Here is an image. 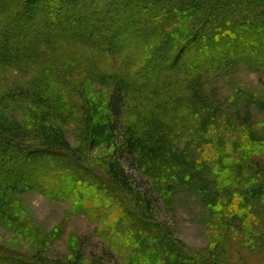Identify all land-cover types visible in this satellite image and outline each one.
<instances>
[{"label":"trees","instance_id":"16d2710c","mask_svg":"<svg viewBox=\"0 0 264 264\" xmlns=\"http://www.w3.org/2000/svg\"><path fill=\"white\" fill-rule=\"evenodd\" d=\"M12 19L20 25L10 29ZM0 24L8 28H0V70L14 72L21 79L15 89L26 99L21 96V100L28 101V107L21 105L26 114L34 115L33 110H37L40 115L31 128L14 118H0V207L6 204L4 200H18L16 196L25 192H39L61 201L74 195V212L91 221L109 218L110 226L116 228L108 241L112 249L121 253V247H127L155 264H222L225 259L218 253L225 243L226 248L231 246L229 239L240 231L244 232L242 239L248 241L236 242L264 251V222L259 218L264 212V135H256L252 124L242 122L240 127L236 121L239 125L232 127L235 139L224 132L222 142H218L219 137L211 134L217 123L226 120L219 113L216 121L205 122L208 131L203 136L205 142L199 141L204 142L201 154L188 143L182 147L175 144L198 119L194 104L213 102L207 92L210 85L205 89L204 83H210L215 75H227L242 63L264 72V0H14L11 5L0 2ZM58 40L60 44L95 49L114 61L120 58L117 67L101 77L100 87L108 91L102 102L90 107L85 104L82 110L68 101L55 80H47L45 73L38 71L37 65L43 63L42 46ZM137 47L147 53L143 58L132 55ZM136 63L140 67L131 72L130 65ZM155 70L164 72L163 77H154ZM181 78L185 80L182 90L178 87ZM161 83L164 87L156 88ZM134 93L144 95L147 106L153 99L158 102L129 119V100H141ZM247 103L264 110V102L257 99ZM179 114L172 127L166 123L170 115L175 119ZM76 119L83 122L81 128L87 130L90 146L98 141L99 145L110 143L119 148L104 176L82 171L85 165L81 156L75 154L61 130L63 123ZM124 151L139 168L177 158L188 163V168L210 162L214 169L232 172L233 179L250 181L241 182L239 189L216 183L209 205L217 235L198 254L176 240L150 213L148 199H143L139 209L130 204L124 192L131 189V182L119 160ZM78 168L82 172L75 176ZM81 177L82 183L78 181ZM71 181L76 186L89 181L92 188L85 185L75 190L69 185ZM126 215L132 219L128 227L140 233H122ZM218 234H225L224 243ZM0 262L60 264L25 262L6 253H0Z\"/></svg>","mask_w":264,"mask_h":264},{"label":"rangeland","instance_id":"374dc122","mask_svg":"<svg viewBox=\"0 0 264 264\" xmlns=\"http://www.w3.org/2000/svg\"><path fill=\"white\" fill-rule=\"evenodd\" d=\"M0 2L11 5L14 0H1ZM16 25L20 24L14 19L10 20V24L8 23L10 29ZM0 28L8 29L5 24L2 26L0 24ZM41 51L43 63L37 65L38 71L45 73L47 80H55L58 87L67 94L68 101L73 105L75 104L77 107L79 105L78 108L84 110L86 105L87 107L94 106L99 100L102 102V97L108 95L107 89L103 86L100 87L102 84L101 77H103L104 72L111 71L112 67L116 68L118 65L116 61L119 63L120 58L114 61L115 59L111 56L101 55L95 49L91 50L72 44H60L59 40L46 46L43 45ZM133 52H131L133 56L141 58L147 54L138 50V47L134 48ZM244 64L233 68L227 75H215L211 78L210 83H204L205 89L207 84L210 85L209 90H211L207 92L209 93L208 96H213L211 97L213 102L207 105L204 103L194 104V108L198 109L197 112L194 111V116L198 119L196 118L197 121H194L189 126L190 128L178 136L179 140L175 142L176 145L182 147L184 142L188 143L191 149L196 150V154H201V146L205 142L203 136L208 131L204 125L208 121H216L219 113L226 120L220 124L217 123L215 125L217 129L211 134L219 137L218 142H222L224 132H227L228 138L235 139L232 127L238 124L236 121H240V127H242V122L252 124L256 135H264V110L249 106L247 103L248 99L264 102V72ZM130 66L132 72L136 67H140V64L136 63ZM162 74L164 72L154 71V77H163ZM140 80L142 82L144 79L141 77ZM20 82L21 79L14 72L0 70V112L3 113L0 118H5L8 121L14 118L15 121L27 124L31 128L34 126L33 120H39L40 115L37 116V110H33L36 111L34 115L26 114L27 112L21 108V105L25 103L28 107V101H23L26 99L22 96L21 91L15 89L19 87ZM184 82L185 80L182 78L179 79L178 87L180 90H182ZM156 86V88L162 89L164 84L161 83ZM173 86L175 85L173 84ZM134 94L140 96L141 100L140 98L134 101L129 100L126 107V115L129 119L137 113L143 112L146 108L148 110V106L157 105L156 102H158L153 99L147 106L144 95L143 97L140 95L141 93ZM21 96L23 100L20 99ZM97 96H100V99ZM179 117L180 114L175 115V119H173V115H170L166 123L172 127V121L174 122ZM81 119L63 123L61 130L70 143V147L76 151L75 154L81 156L85 165H82V171L90 176L94 173L104 176L103 173L107 171V164L115 160L116 157L113 153H117V150L119 153V148L110 145V143L99 145L98 141L96 145L90 146L89 144L92 142L88 143L86 140L87 130L81 128L83 123ZM200 140L204 142L199 143ZM98 145L99 147H97ZM126 153V151L121 152L119 160L124 174L131 182V185L129 184L131 189H127L124 185L126 188L124 194L129 199L130 204H135L136 207L141 208L145 203L143 199H148L150 201V213L173 234L176 240L198 254L211 241L213 242L217 235L213 229L215 226L212 224L209 205L211 194L216 191V183L219 185L221 181V187L233 185L239 189L241 182L247 184V181H250L249 179L245 181L233 179L232 172L224 173L214 169L210 162L204 165L199 164L195 168H188L185 167L188 166V163L177 158H171L170 162H162L161 165L141 166L139 168L133 165L131 158ZM70 163L76 164L73 160ZM79 169L75 176L81 174L82 171ZM157 170L160 175L158 177ZM162 170L165 173H162ZM75 176H72V181ZM83 180V177L78 179L80 183ZM72 181L69 182V185L75 190L78 189L77 186L81 188L85 185L87 189L92 188L89 181L77 186ZM236 182L238 184H235ZM233 187L229 189L232 190ZM16 198L18 200L12 198L13 201L10 200V202L4 200L6 204L4 203L5 205L0 207V253L9 254L25 262L39 260L46 263L57 261L60 264H155L148 262V257H145L144 254L133 253V251L126 249L127 247H121V253L112 249L108 241L116 228L110 226L109 218L91 221L83 214L74 212L72 208L74 195H70L61 201L39 192H25L17 195ZM0 202L3 204V201ZM112 206L116 207L117 205L113 203ZM261 208L263 209V206ZM260 213L259 218L264 222V212ZM131 220V217L126 215L122 221V233L132 235L137 232L128 227V222ZM232 233L235 232L232 231ZM239 233L244 232L240 231ZM235 234L237 235L232 234L234 237L229 239L231 246L226 248L227 243H225L226 245H223L220 253H218L221 255L220 258L225 259L222 264H264V253H262L264 251L259 249V246L249 248L239 244L248 240L242 239L241 234ZM218 236L224 243L225 234H218ZM123 241L131 244L126 240ZM224 252L227 253V256ZM0 264L4 263L0 262Z\"/></svg>","mask_w":264,"mask_h":264}]
</instances>
